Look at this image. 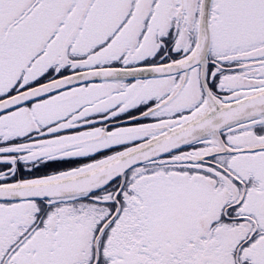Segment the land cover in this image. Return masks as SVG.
Masks as SVG:
<instances>
[{
	"label": "snow or ice",
	"instance_id": "6c2138e0",
	"mask_svg": "<svg viewBox=\"0 0 264 264\" xmlns=\"http://www.w3.org/2000/svg\"><path fill=\"white\" fill-rule=\"evenodd\" d=\"M0 264H264V0H0Z\"/></svg>",
	"mask_w": 264,
	"mask_h": 264
}]
</instances>
